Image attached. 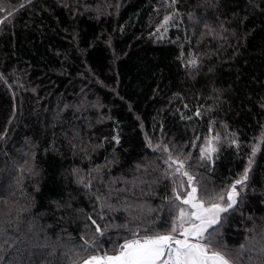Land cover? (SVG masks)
Here are the masks:
<instances>
[{
	"label": "trees",
	"instance_id": "16d2710c",
	"mask_svg": "<svg viewBox=\"0 0 264 264\" xmlns=\"http://www.w3.org/2000/svg\"><path fill=\"white\" fill-rule=\"evenodd\" d=\"M0 3V20L13 13L0 24V210L11 221L0 264H70L94 232L89 216L169 227L164 145L218 188L252 160L217 240L237 256L247 242L243 264H264V0ZM217 134L214 160L200 161Z\"/></svg>",
	"mask_w": 264,
	"mask_h": 264
},
{
	"label": "snow or ice",
	"instance_id": "6c2138e0",
	"mask_svg": "<svg viewBox=\"0 0 264 264\" xmlns=\"http://www.w3.org/2000/svg\"><path fill=\"white\" fill-rule=\"evenodd\" d=\"M171 2L174 4L175 0ZM3 10V4L0 3V11ZM12 15L13 13L9 11L7 16L0 20V24ZM171 19V16H165L157 32L162 29L167 31ZM191 63L195 65L196 61L193 60ZM211 131L210 126L209 132ZM219 140V134L205 138L204 144L199 148L200 161L214 160ZM231 143L235 144V141ZM148 144L149 147H153V151L160 150V145L153 146L151 141H148ZM196 146L193 142V147ZM257 151L258 148L253 146L252 155L255 156ZM163 153L167 154L164 162L168 165L165 176L172 181V196L165 197V204L170 206L171 213L169 227L157 228L155 219L147 226L134 227L125 223L102 227L89 216L88 220L95 226L94 232L91 236L81 235L80 240L83 243L77 246L72 256H69L70 264H243L244 254L250 251L248 243L239 245L237 256L217 240V234L223 226L222 222L227 219L224 214L235 211L241 202V193L249 179L252 160L249 159L248 166L238 179L226 187L218 188L203 178V174L190 170L192 167L188 164L192 159L190 153L181 159L179 155L174 156L167 145L163 146ZM97 200L99 201L100 197H97ZM104 207L112 208L109 204H102L101 208ZM129 208L135 210L133 205H126V210ZM152 211L155 209H148L149 213ZM2 214L3 210H0V251H3V245L11 243L8 236L11 221L4 222ZM100 220H104L102 213ZM88 227L86 224L85 228ZM112 227L122 228L129 233L130 238L123 237V242L120 243L118 240L121 237L117 233V240H113L107 235ZM105 237L111 247H105L103 242ZM260 252L264 254V245L261 246ZM0 260H3V256H0Z\"/></svg>",
	"mask_w": 264,
	"mask_h": 264
}]
</instances>
